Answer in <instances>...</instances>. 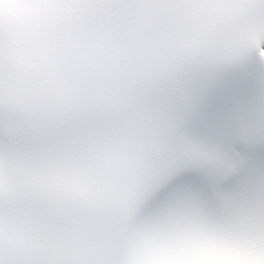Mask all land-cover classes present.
<instances>
[{"label": "snow or ice", "instance_id": "obj_1", "mask_svg": "<svg viewBox=\"0 0 264 264\" xmlns=\"http://www.w3.org/2000/svg\"><path fill=\"white\" fill-rule=\"evenodd\" d=\"M0 264H264V0H0Z\"/></svg>", "mask_w": 264, "mask_h": 264}]
</instances>
